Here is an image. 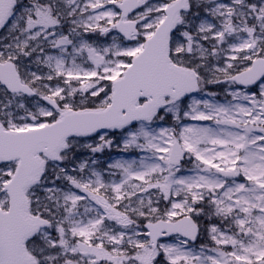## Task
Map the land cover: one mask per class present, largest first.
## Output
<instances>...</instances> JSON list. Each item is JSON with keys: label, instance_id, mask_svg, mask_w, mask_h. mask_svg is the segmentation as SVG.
Returning <instances> with one entry per match:
<instances>
[{"label": "snow or ice", "instance_id": "snow-or-ice-1", "mask_svg": "<svg viewBox=\"0 0 264 264\" xmlns=\"http://www.w3.org/2000/svg\"><path fill=\"white\" fill-rule=\"evenodd\" d=\"M0 264H264V0H0Z\"/></svg>", "mask_w": 264, "mask_h": 264}]
</instances>
